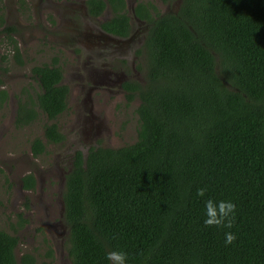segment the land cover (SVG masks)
<instances>
[{"label":"trees","instance_id":"1","mask_svg":"<svg viewBox=\"0 0 264 264\" xmlns=\"http://www.w3.org/2000/svg\"><path fill=\"white\" fill-rule=\"evenodd\" d=\"M153 6L147 83L128 87L141 98L137 139L93 147L86 160L79 153L67 177L72 264H112L110 251L125 253V264H264V0H182L165 13ZM104 26L125 34L127 18ZM34 71L39 107L53 119L67 107L61 69ZM44 131L64 137L54 122ZM44 148L36 138L33 152ZM22 181L34 184L32 175ZM208 199L236 205L231 228L203 223ZM225 232L235 234L231 244ZM19 241L0 228V264H28L16 257Z\"/></svg>","mask_w":264,"mask_h":264},{"label":"flooded vegetation","instance_id":"2","mask_svg":"<svg viewBox=\"0 0 264 264\" xmlns=\"http://www.w3.org/2000/svg\"><path fill=\"white\" fill-rule=\"evenodd\" d=\"M103 1L104 8L93 0H0V86L10 69L19 68L23 72L17 76L28 78L36 84L37 90L32 89L33 93L30 91V94L37 100L41 112L39 94L44 89L34 69L45 65L60 68L62 76L59 84L67 87L66 109L50 120L43 114L49 123L57 124L64 137L52 141L43 129L45 148L37 154L45 153V144L65 148L60 150L54 164H49L41 172L43 178L47 179L43 182L45 191L39 189L40 172L30 174L34 184L25 189L27 193H38L36 199L26 203L31 216L25 221H41L43 225L38 227H43L44 240L48 243L45 264H71L70 227L66 222L63 195L74 161L79 153L86 160L93 147L115 148L100 143L105 141L103 138L106 135L112 134L111 110L120 97L127 101L138 98L141 102L139 91L129 89V83L137 81L144 86L146 84L142 63L147 59V68L149 55L146 40L152 26L146 19V7L154 14L155 1L123 0L124 4L118 0ZM157 1L162 8L160 11L165 13L177 12L182 0ZM140 5L143 6L142 10ZM116 16H126L127 33L119 34L105 28L104 25ZM30 18L34 20L30 21ZM5 92L6 97L0 98L1 103L8 98V92ZM20 108L30 110L20 103V115L27 114L21 113ZM32 112L34 117L25 122L35 119V112ZM17 120V124H22L18 115ZM66 125H69L67 130ZM113 138L114 134L109 137V142ZM69 146L72 148L69 149ZM55 204H59L57 212H54ZM38 227L35 231L40 232ZM59 235H62V240L56 244ZM36 258L40 261L38 255Z\"/></svg>","mask_w":264,"mask_h":264},{"label":"rangeland","instance_id":"3","mask_svg":"<svg viewBox=\"0 0 264 264\" xmlns=\"http://www.w3.org/2000/svg\"><path fill=\"white\" fill-rule=\"evenodd\" d=\"M154 1L155 6L159 10L162 9L161 5H158V1ZM41 18V11H39V19L41 20ZM33 20L30 18V21ZM0 50L2 51L1 47ZM146 61L144 60L142 63V72L143 74L146 73L147 81ZM21 72L23 71L19 68L10 69L7 79L3 78V84L0 86L1 89L8 92L7 100L3 103L0 102V228L13 235H19L20 241L15 250L18 262L23 256H26L28 264H45L48 243L44 240L43 227H38L42 225L41 221L38 223L25 221V219L29 220L31 216L29 214L30 208L26 203L32 201L33 198L36 199L38 193H27L25 191L27 187L24 186L22 179L35 172H40L38 174L42 177L39 189L43 188L45 191L46 187L43 182L47 179L43 178L41 172L44 168L49 167V164L50 166L52 163L54 164L60 150L65 147L59 148L45 144V153L36 155L33 152L32 141L35 138L42 140L44 124L48 120L37 107V100L30 94V91L33 93L32 89L37 90L36 84L28 78L17 76ZM20 103L23 107L35 112L34 120L25 122L29 118L27 114H19ZM140 103L138 98L127 101L120 97L111 110L113 119H111L110 127L112 134H114L113 141L109 142V137H112V134L109 133L103 138L105 141L100 143L114 147L133 143L138 137L139 115L137 107ZM17 115L22 120V124H17ZM67 129H69V125H66L65 130ZM71 148L72 146H69V149ZM43 197L45 199V196ZM58 207L59 204H55L54 212L58 211ZM36 227L39 228L40 232L35 231ZM57 238L58 240L55 242L60 244L62 235ZM36 255L40 257V261Z\"/></svg>","mask_w":264,"mask_h":264},{"label":"clouds","instance_id":"4","mask_svg":"<svg viewBox=\"0 0 264 264\" xmlns=\"http://www.w3.org/2000/svg\"><path fill=\"white\" fill-rule=\"evenodd\" d=\"M198 196L204 195V189L197 190ZM236 205L231 200H219L213 202L208 199L204 201V220L205 225H221L222 223L226 228H231L232 218L235 215ZM235 234L232 232L224 233V243L231 244L235 240ZM106 259L111 261L112 264H125V253L122 251H110L106 254ZM70 257V255H69ZM71 260V258H70ZM72 264V261H71Z\"/></svg>","mask_w":264,"mask_h":264}]
</instances>
